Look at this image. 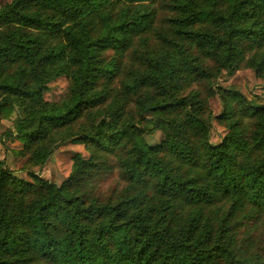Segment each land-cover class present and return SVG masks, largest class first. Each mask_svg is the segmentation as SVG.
<instances>
[{"label": "trees", "instance_id": "16d2710c", "mask_svg": "<svg viewBox=\"0 0 264 264\" xmlns=\"http://www.w3.org/2000/svg\"><path fill=\"white\" fill-rule=\"evenodd\" d=\"M243 66L264 77V0L1 6L5 139L40 168L67 140L89 155L61 184L0 161V264H264V96L217 83ZM114 171L123 185L101 192Z\"/></svg>", "mask_w": 264, "mask_h": 264}, {"label": "rangeland", "instance_id": "374dc122", "mask_svg": "<svg viewBox=\"0 0 264 264\" xmlns=\"http://www.w3.org/2000/svg\"><path fill=\"white\" fill-rule=\"evenodd\" d=\"M10 1L0 0V7ZM217 83L223 87H234L248 98H253L255 95L264 96V77L257 75L256 71L249 66H243L232 74L222 72ZM69 85L68 77H58L50 83L49 89L45 93V99L49 102H59L68 94ZM208 102L213 114L216 115L221 112L222 103L218 95L210 96ZM213 124L211 140L217 142L223 137L225 126L220 125L217 120H213ZM14 126L13 119H4L0 122V161L11 169L19 179L32 182L34 178L29 173L31 171L38 173L42 178L61 184L72 171L73 156L76 153H80L85 157L89 155L83 143L67 140L56 147L53 155L43 167L32 165V163H29V155L22 152L24 148L22 142L17 139L6 140L4 137V133L13 130ZM146 139L151 144H157L163 140V133L159 130L155 131L151 135H146ZM122 183L119 174L114 171L101 181L99 190L108 193L116 186L120 188L123 185ZM253 235L262 239L264 221L258 223Z\"/></svg>", "mask_w": 264, "mask_h": 264}]
</instances>
